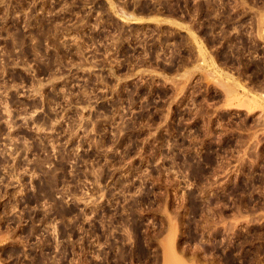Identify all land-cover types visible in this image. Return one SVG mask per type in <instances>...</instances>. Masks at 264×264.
Returning <instances> with one entry per match:
<instances>
[{"label":"rangeland","instance_id":"obj_1","mask_svg":"<svg viewBox=\"0 0 264 264\" xmlns=\"http://www.w3.org/2000/svg\"><path fill=\"white\" fill-rule=\"evenodd\" d=\"M263 249L264 0H0V264Z\"/></svg>","mask_w":264,"mask_h":264},{"label":"bare ground","instance_id":"obj_2","mask_svg":"<svg viewBox=\"0 0 264 264\" xmlns=\"http://www.w3.org/2000/svg\"><path fill=\"white\" fill-rule=\"evenodd\" d=\"M244 86V85H243ZM239 108H241L240 106H239ZM259 249V248H258ZM264 250V249H263ZM259 257V256H258ZM259 259V258H258ZM259 262V261H258ZM260 264V263H259Z\"/></svg>","mask_w":264,"mask_h":264}]
</instances>
